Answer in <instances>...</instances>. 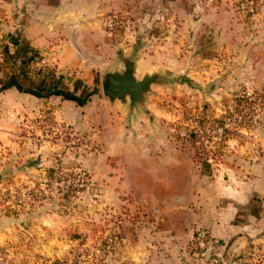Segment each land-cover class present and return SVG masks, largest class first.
Masks as SVG:
<instances>
[{
  "label": "crops",
  "instance_id": "obj_1",
  "mask_svg": "<svg viewBox=\"0 0 264 264\" xmlns=\"http://www.w3.org/2000/svg\"><path fill=\"white\" fill-rule=\"evenodd\" d=\"M139 1L0 0V170L35 157L49 171L55 152L63 154V168L88 169L90 218L135 215L120 223L115 264H204L189 249L198 230L217 241L208 264H264V105L256 127L237 129L204 174L161 140L164 126L141 120L126 128L125 110L109 104L100 86L120 53L136 47L140 74L184 76L178 88L195 84L192 100L200 109L211 103L207 115L218 117L221 103L241 88L264 92V0L250 16L234 11L235 0H146L144 9ZM112 13H129L128 43L103 29ZM10 37L20 41L23 57ZM27 66L45 69L49 79L31 84ZM146 111L171 115L152 100ZM152 128L160 140L150 143Z\"/></svg>",
  "mask_w": 264,
  "mask_h": 264
},
{
  "label": "rangeland",
  "instance_id": "obj_2",
  "mask_svg": "<svg viewBox=\"0 0 264 264\" xmlns=\"http://www.w3.org/2000/svg\"><path fill=\"white\" fill-rule=\"evenodd\" d=\"M143 2L147 6L148 1H139L142 9H144ZM225 5L224 3L223 7ZM231 5L234 8L236 0ZM151 10L152 8L150 13H145L147 17L143 20L146 25ZM140 13L144 14L143 11ZM134 15L135 12L132 11L131 16ZM145 30H141L142 33ZM173 76L176 77V75ZM187 86L186 89L178 88V85L167 87L163 89L165 92L156 88L154 94H158V98L149 96L153 104L157 103L158 106L170 112L169 119L168 114L167 119L153 118L147 116L146 111L145 116L140 115L133 122L125 123V126L129 128L139 124L141 120L143 121L140 124L143 122L149 126H164L163 133L159 135L162 137L161 140H165L166 144L185 153L196 164L199 171L206 174L212 170L213 161L221 159L226 154L224 150L226 145L218 148L220 136L210 132L236 117L234 115L230 118L226 114L227 111L237 115L242 111V107L244 113L252 110L250 121L252 127H256L257 112L264 103L263 100H257L251 101L250 109L246 106L247 104L237 107L235 99L246 92L241 88L234 99L221 103L223 108H226L223 113L218 117L208 116L207 114H211L214 107L211 103L205 102L201 109L198 108L199 101L192 100V97L195 99L197 95L196 86L190 83ZM204 89L207 93L212 92L211 85ZM202 117L206 121L203 125L200 123V120H203ZM221 122L222 125H219ZM239 128L245 127H237L235 130L232 127V130L225 132L228 133L226 141L234 137ZM190 130H195L196 135L190 133ZM153 132H155L154 129L146 136V140L150 143L155 139L160 140L159 137L154 139ZM51 138L55 139L56 135ZM195 141L197 143L194 144ZM2 152L3 150H0V154L5 156ZM52 156L50 162L53 168L49 171H46L48 167L45 163L35 157L20 161L23 163L6 164L5 168L0 170V264H115L120 223L136 221L135 215L125 213L122 218L115 212L107 211L100 216L92 215L90 218L87 213L89 206L84 200V192L89 186L88 169L79 163H74L67 169L63 168L61 165L63 154L55 152ZM199 158H208V161L202 165L198 163ZM30 163L33 166H30ZM0 166L3 164L0 163ZM114 166L111 172L117 171ZM73 170L83 173L87 183L82 188L69 190L65 187L61 174L57 172L70 174ZM109 239L111 243H108Z\"/></svg>",
  "mask_w": 264,
  "mask_h": 264
},
{
  "label": "water",
  "instance_id": "obj_3",
  "mask_svg": "<svg viewBox=\"0 0 264 264\" xmlns=\"http://www.w3.org/2000/svg\"><path fill=\"white\" fill-rule=\"evenodd\" d=\"M137 48L129 53H120L118 66L101 76L100 86L103 98L111 105H117L126 112L127 123L146 113L149 96L154 95L156 88L175 87L182 82L169 71H150L139 73ZM30 166H33L30 163Z\"/></svg>",
  "mask_w": 264,
  "mask_h": 264
},
{
  "label": "built area",
  "instance_id": "obj_4",
  "mask_svg": "<svg viewBox=\"0 0 264 264\" xmlns=\"http://www.w3.org/2000/svg\"><path fill=\"white\" fill-rule=\"evenodd\" d=\"M262 0H236V6L233 8L234 11L237 12L239 15L250 16L255 13L257 8L259 7ZM127 18H129L128 14H118L112 13L107 16H104L102 21V27L107 34L110 36H121V40L124 43H128L129 34H125V30L127 28ZM121 29L123 31H121ZM261 96H264V92H244L241 94V98L247 100V102H255L260 99ZM242 111L235 115L236 117L233 120H228L225 124L221 127L215 128L212 130V134L216 136H221L227 132L228 130H235L239 127L244 120L245 113L243 112V107L241 108ZM61 174L63 178V183L65 187L69 190L75 188H82L87 183V178L83 173H80L79 170H73L70 174L62 173L61 171L57 172ZM108 243H111V240H108ZM190 252L194 254L202 263L208 264L213 262L216 256L217 250V241L210 236L204 230H198L195 233V237L190 244Z\"/></svg>",
  "mask_w": 264,
  "mask_h": 264
},
{
  "label": "trees",
  "instance_id": "obj_5",
  "mask_svg": "<svg viewBox=\"0 0 264 264\" xmlns=\"http://www.w3.org/2000/svg\"><path fill=\"white\" fill-rule=\"evenodd\" d=\"M140 18H141V16H139ZM139 18V19H140ZM144 19V18H143ZM147 19H149V17L147 18ZM148 21V20H147ZM134 23V22H133ZM141 24L143 25V26H146V22H145V20H143L142 22H141ZM135 26H137V23L135 24ZM121 31H123L122 29H121ZM9 41L11 42V43H13V45L15 46V48H16V52H15V55H17L18 57H23V48L21 49V45H20V41L17 39V40H14L12 37H10L9 38ZM29 66H27V70L25 71V73H24V76L27 78V80L32 84V83H34L35 81H39V82H42V81H45V80H47V79H49V77L50 76H48L47 74H45V69H38V70H32L30 67L28 68ZM36 88H34V90H35ZM35 91H37V92H42L41 90H40V88H38V90H35ZM239 97V96H238ZM261 99H262V96L260 97V99H259V101H261ZM236 100V106L237 107H239V105H241V104H247L246 106L250 109V107L252 106V103L251 102H247V100H245V99H243V98H236L235 99ZM235 113V112H234ZM227 116H234V115H236V114H233L232 112H230V111H227ZM245 117H244V120H243V122L241 123V124H239V127H245V128H248V127H252V122L250 121L251 119H252V110H249V111H247V113H245V115H244ZM203 118V120L201 121L200 120V123H202V125L203 124H205V122L206 121H204L205 120V118L204 117H202ZM231 118V117H230ZM219 125H222V122L221 123H219ZM190 133H193L194 135H196V133H195V130H190ZM227 134L228 133H224V135L221 137V138H219V140H218V148H222V147H224V145H225V142H226V139H227ZM190 137V136H189ZM195 143H197V141H195L194 142V144ZM200 160V162H198L199 164H202V165H205V163L208 161V158H205V159H202V158H199ZM51 174V173H50Z\"/></svg>",
  "mask_w": 264,
  "mask_h": 264
}]
</instances>
